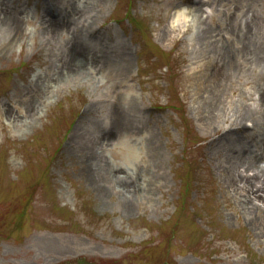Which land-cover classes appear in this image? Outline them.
<instances>
[{
    "label": "rangeland",
    "instance_id": "374dc122",
    "mask_svg": "<svg viewBox=\"0 0 264 264\" xmlns=\"http://www.w3.org/2000/svg\"><path fill=\"white\" fill-rule=\"evenodd\" d=\"M194 1L0 0V264H264V0Z\"/></svg>",
    "mask_w": 264,
    "mask_h": 264
},
{
    "label": "bare ground",
    "instance_id": "6f19581e",
    "mask_svg": "<svg viewBox=\"0 0 264 264\" xmlns=\"http://www.w3.org/2000/svg\"><path fill=\"white\" fill-rule=\"evenodd\" d=\"M204 4H205L204 1L201 0V1H199L198 6L190 8V13L194 14V17H195L194 18L195 19V25H196L194 28L195 35L197 34L198 36H200V44L201 45L203 44V38L206 40V38L211 37L210 32L207 30V26H206L207 18L205 17V19H203V16L205 15V13L202 14V12H203L202 8H203ZM9 16L12 17V14H9ZM6 24H8V20H6ZM13 25H15V24H13ZM207 32H209V33H207ZM206 35H208V36L206 37ZM201 61H205L204 58L199 59V63ZM79 65H81V62ZM82 69H83V66H78V65L73 66V71L75 70V74L79 73V71ZM222 74H225V73L223 72V70H220V75H222ZM68 76H69V74H68ZM66 78H67L66 76H62L61 80H65ZM58 81H59V79H56L55 82H58ZM51 84H54L53 81H52V83H50L48 80H43L40 77L37 78L35 85H34V89H36V94H34L30 98V100L28 101V104H27L28 106L25 109V110H27L28 113H30L29 114L30 116L33 117V116L39 114L38 112H39V109L44 102V99L47 97V95L50 93V90H52V88H53L51 86ZM249 165H250V163H248L246 166L248 167ZM82 172H83V174L85 173L87 175L88 174L90 175L92 173V170L83 169ZM82 172H81V174H82ZM94 178H96V176L90 175V177L88 178V179H90L89 182L91 184L98 186L99 183H101V182H99L100 180L97 181ZM258 181L264 185V172L263 171L260 172V175L258 176ZM116 182L118 185L116 188L120 189V195L122 197H126L130 193V190H129V188H127L126 183L123 181H118V178L116 179ZM261 192H264L263 186L261 187Z\"/></svg>",
    "mask_w": 264,
    "mask_h": 264
},
{
    "label": "trees",
    "instance_id": "16d2710c",
    "mask_svg": "<svg viewBox=\"0 0 264 264\" xmlns=\"http://www.w3.org/2000/svg\"><path fill=\"white\" fill-rule=\"evenodd\" d=\"M74 264H94V263H91L90 261H86V260H80ZM105 264H110V263H105Z\"/></svg>",
    "mask_w": 264,
    "mask_h": 264
}]
</instances>
